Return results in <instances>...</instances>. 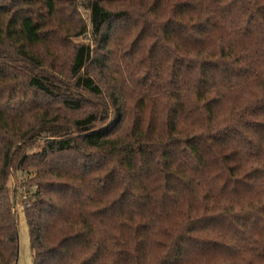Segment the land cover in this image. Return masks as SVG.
Masks as SVG:
<instances>
[{
	"label": "trees",
	"instance_id": "1",
	"mask_svg": "<svg viewBox=\"0 0 264 264\" xmlns=\"http://www.w3.org/2000/svg\"><path fill=\"white\" fill-rule=\"evenodd\" d=\"M13 170L33 264H264V0H0V264Z\"/></svg>",
	"mask_w": 264,
	"mask_h": 264
},
{
	"label": "rangeland",
	"instance_id": "2",
	"mask_svg": "<svg viewBox=\"0 0 264 264\" xmlns=\"http://www.w3.org/2000/svg\"><path fill=\"white\" fill-rule=\"evenodd\" d=\"M81 17L87 18L85 13L80 10ZM34 100V99H33ZM31 99V102L33 101ZM44 102L45 99H39ZM16 171L11 172V184L13 190V213L16 216V228L18 236V260L17 264H33V251L31 248L30 232L24 213L25 198L27 187L21 185V178ZM19 179V180H18Z\"/></svg>",
	"mask_w": 264,
	"mask_h": 264
},
{
	"label": "built area",
	"instance_id": "3",
	"mask_svg": "<svg viewBox=\"0 0 264 264\" xmlns=\"http://www.w3.org/2000/svg\"><path fill=\"white\" fill-rule=\"evenodd\" d=\"M26 199V198H25Z\"/></svg>",
	"mask_w": 264,
	"mask_h": 264
}]
</instances>
